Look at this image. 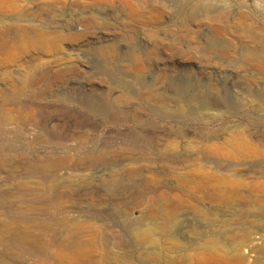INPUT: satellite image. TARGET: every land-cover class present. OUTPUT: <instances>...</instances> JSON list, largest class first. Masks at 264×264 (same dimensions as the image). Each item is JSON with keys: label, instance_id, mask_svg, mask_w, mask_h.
<instances>
[{"label": "rangeland", "instance_id": "1", "mask_svg": "<svg viewBox=\"0 0 264 264\" xmlns=\"http://www.w3.org/2000/svg\"><path fill=\"white\" fill-rule=\"evenodd\" d=\"M263 53L264 0H0V264H120L77 219L124 264H264Z\"/></svg>", "mask_w": 264, "mask_h": 264}, {"label": "bare ground", "instance_id": "2", "mask_svg": "<svg viewBox=\"0 0 264 264\" xmlns=\"http://www.w3.org/2000/svg\"><path fill=\"white\" fill-rule=\"evenodd\" d=\"M211 15V14H210ZM227 16V15H226ZM222 17L223 19H219V20H215L216 22H222V23H224L225 25L223 26V28H226V31L224 32V33H226V35H229V36H231V37H234V35H232V32L230 31V29H229V25H228V23H227V21L226 20H228L227 19V17ZM230 16V15H229ZM224 18H226L225 20H224ZM213 20V19H212ZM192 25H193V23H192ZM246 28H247V25H246ZM245 28V29H246ZM260 29H262V28H260ZM253 30V29H252ZM259 30V29H258ZM250 31V30H249ZM39 33V32H38ZM43 33V32H42ZM224 33H223V35H224ZM45 34V33H44ZM240 34V33H239ZM40 36V38L42 39V40H45V38H44V35H42V34H40L39 35ZM243 36V35H242ZM214 48V50H219V51H222V52H224V51H227L228 50V48H225V47H217V46H214L213 47ZM263 48V47H262ZM209 49V48H208ZM207 50V49H206ZM261 50V49H260ZM263 50V49H262ZM261 50V51H262ZM208 52V51H207ZM216 53V52H215ZM264 54V53H263ZM247 59L249 58V59H251V60H255V56L253 55V54H250V53H246L245 55H244ZM249 64V63H248ZM252 80V79H251ZM192 128V127H191ZM185 130V129H184ZM263 141V140H262ZM264 142V141H263ZM261 145V144H260ZM133 153H132V155L129 157V158H131L132 160H131V162H130V164H134V163H138V164H140V163H142L143 161L146 163V165H152L153 164V161L151 160V159H148L147 157L148 156H150V154H147V153H143L142 151H139V150H136V149H132L131 150ZM140 155V156H139ZM145 165V166H146ZM149 169V168H148ZM148 169L147 170H144V171H148ZM149 172V171H148ZM104 178V177H103ZM104 180V183L106 184V186H107V189L109 190V191H112L113 190V188L115 187V186H117L118 185V182H119V180H120V177H116V176H111V175H108V176H106V178H104L103 179ZM53 188L54 190H56V191H63V187H60V186H58L56 183H54V184H52V185H50L49 186V188ZM156 192H154V194H155ZM58 194V193H57ZM107 195L108 196H110V193L108 192L107 193ZM106 195V196H107ZM103 196V195H102ZM165 207H169V208H171V202H169V203H167L166 205H165ZM159 211L157 210V209H149V210H143V211H141V219L143 220V221H147V220H149V218H152V216H156V215H158L159 216ZM263 221V220H262ZM261 221V222H262ZM260 222V223H261ZM65 227L66 226H69L68 228H73V227H75L76 228V226L77 227H81V228H83V229H85V230H88V231H90V232H93V233H95V235L97 234V235H99L100 237H101V241H99L98 242V244L99 245H101L102 247L103 246H105L104 247V249H105V251H106V253H105V258H106V260H108L109 261V263L111 262V263H120V264H124V263H126V261H124V259H123V257H120V256H118L117 255V253L116 252H114L113 250H111L110 248H109V246H108V244H107V240H105V238H104V232H105V227L107 226V224L106 223H104V222H102V224L101 225H99V226H96V225H91V224H89V223H85V222H81L79 219H77V220H73L72 222L71 221H69L68 220V222H65L64 224H63ZM36 227V226H35ZM132 227V226H131ZM131 227H130V230L131 231H138L139 229L137 228H135L134 226L132 227V229H131ZM72 229H69V230H67V232H66V234L64 235V236H62V238H63V242H62V244L61 245H72L73 244V238L70 236V231H71ZM38 233H39V230H37L36 228H34V227H28L27 228V231L23 234V235H21V236H18V235H14V236H12V241H14V242H20V243H30V244H34V243H37L38 242V240H40L39 239V236L40 235H38ZM139 235V234H138ZM141 238H142V235H139ZM249 237V236H248ZM243 239V238H242ZM248 244V243H247ZM237 251V250H236ZM255 252V251H254ZM247 253V252H246ZM249 254V253H248ZM258 255H260V254H258ZM264 257V256H263ZM262 257V258H263ZM231 261L234 263V264H248V262H249V257L247 256V255H245V253H239V252H233V254H232V256H231ZM253 260H255V259H253ZM107 261V262H108ZM255 262H256V260L254 261V264H255Z\"/></svg>", "mask_w": 264, "mask_h": 264}]
</instances>
